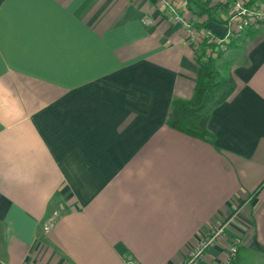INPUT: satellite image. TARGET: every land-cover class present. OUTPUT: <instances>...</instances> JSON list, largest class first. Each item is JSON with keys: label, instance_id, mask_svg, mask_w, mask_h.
I'll use <instances>...</instances> for the list:
<instances>
[{"label": "crops", "instance_id": "0c3cea01", "mask_svg": "<svg viewBox=\"0 0 264 264\" xmlns=\"http://www.w3.org/2000/svg\"><path fill=\"white\" fill-rule=\"evenodd\" d=\"M233 40L201 141L166 126L198 66L157 0H0V264H179L216 228L198 264H264V23Z\"/></svg>", "mask_w": 264, "mask_h": 264}, {"label": "trees", "instance_id": "16d2710c", "mask_svg": "<svg viewBox=\"0 0 264 264\" xmlns=\"http://www.w3.org/2000/svg\"><path fill=\"white\" fill-rule=\"evenodd\" d=\"M188 11L198 20L194 25L198 29H205V24L226 27L229 20L230 3L214 0H185ZM257 0H251L252 3ZM213 35L203 39L199 48L194 51L198 66L193 94L190 99L174 98L166 119V126L189 138L211 141L207 123L212 112L227 102L235 91V85L227 67L218 69L216 63L223 54L235 46L234 40L221 45L213 42ZM221 70V71H219ZM237 256V254H236ZM236 258V257H235ZM235 258L230 264L235 263Z\"/></svg>", "mask_w": 264, "mask_h": 264}, {"label": "built area", "instance_id": "2783aa9c", "mask_svg": "<svg viewBox=\"0 0 264 264\" xmlns=\"http://www.w3.org/2000/svg\"><path fill=\"white\" fill-rule=\"evenodd\" d=\"M160 5L165 7L167 15L171 21L176 25L183 35L187 44L197 48L203 39L210 36L209 32L198 29L193 22H191L182 10L176 7L170 0H157ZM221 3H230L231 11L227 22L225 34L223 37L213 38L215 44H221L225 49L223 43L233 40L237 36L245 33L250 28L258 27L261 21H264V1L262 3H252L251 0H214ZM149 19L144 20V24H150ZM223 233L222 228L211 230L208 234L203 235L196 245L188 248V253L183 256L179 264H198L204 257L205 253L210 250L216 242L220 239ZM237 247L234 243L226 251L224 258L218 264H230L236 257Z\"/></svg>", "mask_w": 264, "mask_h": 264}, {"label": "rangeland", "instance_id": "374dc122", "mask_svg": "<svg viewBox=\"0 0 264 264\" xmlns=\"http://www.w3.org/2000/svg\"><path fill=\"white\" fill-rule=\"evenodd\" d=\"M175 6H176V0H170ZM262 3V1H260V0H257V1H254V3ZM177 7V6H176ZM230 11H231V8H230V10H229V15H230ZM184 14H185V16L187 17V19H189L191 22H193V24L196 22V21H200V20H197V18H196V20H193V18H192V16L189 14V12H188V10L186 11V13L184 12ZM145 19H148V18H145ZM144 19V20H145ZM144 20H143V23H144ZM264 23V21H261V23H259V25L258 26H260L261 24H263ZM226 26H227V23H226ZM224 29H226V27L224 28ZM250 29H252V28H250ZM200 30H202L203 32L204 31H206V32H208L206 29H200ZM210 35H212L211 33H210ZM240 36V35H239ZM238 37V36H237ZM213 38H216L215 36H213ZM206 39V38H205ZM235 39V38H234ZM224 45L226 44V42L225 43H223ZM189 45V44H188ZM200 45V44H199ZM199 45L197 46V48H195V47H193V46H190L191 48H192V50H197L198 48H199ZM218 45H221V44H218ZM222 61H223V59L221 60V61H218L217 62V66H218V64H220V63H222ZM219 71H221V70H219ZM201 230H203V229H201ZM204 232V231H203ZM209 233V232H208ZM208 233H206V234H208ZM203 235H205V232L204 233H202ZM137 237H138V239H140V241L143 239L146 243H153V242H155L156 241V238H149L148 237V235L146 234V232H145V230H143L142 232H140V233H138L137 232ZM172 246H174V245H170L169 247H172ZM177 246H180V244H177L176 245V247ZM191 246H193V245H191ZM183 247H184V253H183V256L186 254V253H188V248L189 247H186L185 245H183ZM214 247V246H213ZM153 253L155 252L154 250L152 251ZM157 256H159V255H157ZM182 256V257H183ZM158 261H159V259H155V261H154V263L156 264V263H158Z\"/></svg>", "mask_w": 264, "mask_h": 264}]
</instances>
